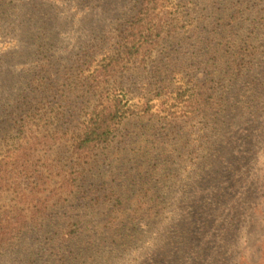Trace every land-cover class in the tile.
Wrapping results in <instances>:
<instances>
[{"label": "trees", "instance_id": "trees-1", "mask_svg": "<svg viewBox=\"0 0 264 264\" xmlns=\"http://www.w3.org/2000/svg\"><path fill=\"white\" fill-rule=\"evenodd\" d=\"M102 1L0 0V70L15 72L22 66L20 80L28 82L22 86L25 90L5 95L0 104L3 127H7L0 133V205L5 195H12L0 208V246L18 243L27 225L39 220L60 192L72 193L78 185L76 166L58 173L46 165L52 149L66 144L75 161L87 163L113 142L121 126L148 117L157 122L156 127L185 130L182 133L189 135L191 149H195L190 140L193 131L208 134L204 144L217 159L206 160L201 179L207 180L188 186L193 195L189 201L171 203L149 196L148 191L145 197L130 198L128 192L103 195L99 187L91 186L90 194L110 212L95 233L86 236L85 245L98 243L103 250L112 246L111 238L120 242L116 245L120 249L112 247L100 264H194L192 260L209 264L217 247L225 249L235 240L228 241V234L250 223L253 214L249 217V213L255 208L248 198V190L254 188L249 171L256 169L258 155L248 154L252 134L259 127L255 121L264 111V7L256 29L246 30L251 37L247 42L235 39L240 23L202 25L200 16H193L183 0H109L108 12L96 9ZM49 3L60 5L68 16L60 21L47 19ZM96 17L101 18L94 27ZM218 28V41L225 47V56L216 61L223 76L214 78L216 82L213 79L219 94L213 96L214 88L208 89L189 73L184 77L185 56L177 58L173 69L176 86H161L150 98L135 101L120 81L127 70L148 69L155 53L170 39L177 38L179 45L193 36L217 34ZM78 35L75 61L79 62L73 66L77 72L63 87L68 85L72 95H86L90 104L71 128L69 123L65 127L67 121H52L49 113L30 111L42 104V98L51 104L61 94L54 68L69 51L62 54L54 47L71 43ZM55 160L53 167L59 166V159ZM54 177L57 181L52 186ZM82 230L79 222L71 223L58 246L84 238ZM141 233L145 236L142 244L135 241Z\"/></svg>", "mask_w": 264, "mask_h": 264}, {"label": "rangeland", "instance_id": "rangeland-1", "mask_svg": "<svg viewBox=\"0 0 264 264\" xmlns=\"http://www.w3.org/2000/svg\"><path fill=\"white\" fill-rule=\"evenodd\" d=\"M102 2L96 9L108 12L109 0ZM182 2L193 16H200L202 25L206 22H214L221 23L220 27H224L233 20L236 25L240 23L238 36L236 38L235 34V39L240 40L242 37L247 42L251 41V37L246 30L256 29V23L261 20L260 14L264 7V0H183ZM52 6L49 5L51 13L47 14V19L60 21L68 16L67 12L61 11L60 5ZM100 18L96 17L94 27L99 25ZM219 32L220 28L217 34H205L201 39L193 36L190 41L183 40V44L179 45L177 38L170 39L169 43L160 47L155 53V62L150 64L148 69L127 70L121 75L120 81L127 87L135 101L150 98L160 90L161 86L169 83L174 85L177 77H174L173 69L177 68V58L180 61L185 56L182 63L184 77L189 73L199 82L208 85V89L214 88V81L216 82L214 78L218 75L223 76L224 73L220 70V63L216 62L220 61L221 56H225V47L218 41L221 35ZM251 36L253 37V34ZM79 37L80 35L70 39L71 43L54 47L56 52L61 50L62 54L65 50L69 51L65 55L67 57L60 59L59 64L54 68L57 71L56 78L59 80L61 94L56 100L51 99V104L48 103V98H42V104L36 105L30 111L49 113L53 117L52 121H67L64 123L65 127L69 123L71 128L78 125L79 117L90 104L86 95L85 97L80 94L72 95L68 85L63 87L70 78V81L75 78L74 74L77 72L76 67L73 66L74 64L77 66L79 62L75 61V55L79 53L77 46ZM216 57L218 60H215ZM216 66L218 68L215 70ZM2 70L0 71L4 72V75L0 77V104L3 103L5 95L25 90L26 87L22 86L28 83L24 79L20 80L19 76L23 74L20 73L23 70L22 66L15 72L9 68ZM221 82H223L222 78ZM72 86L74 88L75 83H72ZM217 89L218 87H215L212 91L213 96L219 94ZM10 112L8 111L9 114ZM260 114H262L261 118L255 121L258 122L259 127L252 134L248 154V157L258 155L256 169L249 171V179L254 181V188L248 187L249 201L255 204V208L249 213V217L253 214L252 219L249 224H241L235 232L228 234V241L235 240L225 249L217 247L210 254L212 259L209 264H264V111ZM3 118L4 112L1 110L0 133L3 128L5 129L3 131H7V127H3ZM156 124L155 120L148 117L128 121L120 127L121 131L113 142L99 149L87 163L80 164L75 161L66 144H60L52 149L48 153L51 158L46 160V165H51L58 173L74 170L76 166L79 171L78 185L72 193L60 192L47 212L39 220L27 225L18 243L0 246V264H100L109 255L112 247L120 249L116 246L120 242L114 238L110 239L112 246H105L103 250L98 243L85 245L86 236L94 234V230L102 225L98 223L104 221L110 212V208H105L95 196L90 194L91 186L95 190L99 187L103 195H110L114 191L123 194L128 192L130 198L133 195L145 197L148 191L149 196L158 197V200H166L169 203L178 199L183 201L192 199L193 195L190 194L188 186L193 182L206 181L207 178L201 179V174L206 172L208 165L206 160L217 159L210 155L209 145L204 144L208 134L202 136L201 132L193 131L190 140L195 143V149H191L188 143L189 135L183 136L182 133L185 130H180L178 127H156ZM200 144L203 145L200 147ZM54 157L59 159L60 167H53L56 164ZM55 181L57 177L53 178L52 186L56 185ZM183 185L186 187L184 190ZM200 195L202 197L204 194ZM11 198L12 195L9 193L5 195L1 200L3 205H0V208L5 207ZM249 208L251 209L250 206ZM245 213V210L241 212V216L243 217ZM75 222H79L83 227L82 231L86 233L84 238L62 241L58 246V242L64 240L61 238L62 232L68 231L71 223ZM143 227L144 225L141 226ZM141 228L136 229L144 232ZM141 234H137L135 239L140 244L145 240L144 234ZM123 263L115 261L114 264ZM190 263L195 264V261L192 260Z\"/></svg>", "mask_w": 264, "mask_h": 264}]
</instances>
